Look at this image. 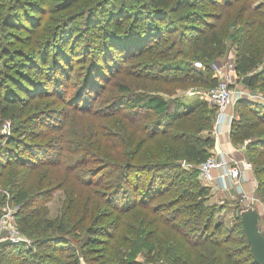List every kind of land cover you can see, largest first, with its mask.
Instances as JSON below:
<instances>
[{
	"label": "trees",
	"instance_id": "16d2710c",
	"mask_svg": "<svg viewBox=\"0 0 264 264\" xmlns=\"http://www.w3.org/2000/svg\"><path fill=\"white\" fill-rule=\"evenodd\" d=\"M197 1L216 3V9L208 11L202 6V10H192L191 4ZM237 1L241 2L234 5V0H51L49 7L56 8V12L80 3L89 8L84 7L80 13L86 25H91L92 35H86L82 52L88 61L85 71L74 77L71 67L65 66L64 49L76 33L70 14L55 17L49 28L50 24H44L43 19L29 14H46L41 3L1 0L0 43L6 42V36L19 39L6 30L19 24L26 28L28 34L23 39L31 48L24 52L0 46V59H4L0 72V126L16 114L18 100L23 99L24 93L38 99L42 94L60 100L63 110L52 108L48 110L53 112L50 116L61 114L66 118L73 108L90 113L99 123L88 131L52 137L50 147L9 138L8 144L2 145L6 152L11 150L10 145L25 144L28 149H37H29L30 156L20 158L13 153L8 158L35 169L44 162L59 164L61 160H70L73 162L66 166L72 169L86 162L94 167L87 172L88 177H74L83 184L96 183L98 173H105L103 194H66L69 200L65 197L59 216L53 219L39 213L40 208L35 207L22 183L15 180L13 188L6 186L11 196L8 202L17 207L19 228L33 244L28 248L22 244L3 246L2 262L80 264L81 257L91 264H137L136 256L147 249L155 253L154 259L161 264H255L239 217L246 206L237 203L236 224L225 231L215 220L225 206L209 204V188L198 179V166L210 156L214 144L210 135L201 134L212 129L215 111L197 96L194 100L189 96L168 100L158 94H137L127 83L119 84L120 95L102 96L104 85L119 73L123 78L135 76L179 85L191 82L203 90L215 87L218 81L210 65L218 63L229 51L227 43L233 47L235 72L242 79L252 75L249 89L264 90V10L260 4L253 6L256 0ZM28 4L31 6L25 10ZM19 9H23L20 14ZM54 44L63 53V61L48 71L45 68L46 81L41 80L38 73L29 71L42 72L35 58L46 62ZM9 55L18 58L12 66L5 61ZM188 58L192 60L186 61ZM195 60L203 67H194ZM67 61H73V57L68 56ZM23 67L29 71L20 76ZM73 77L78 88L67 96L60 85ZM10 83L14 85L13 92L6 86ZM236 102L240 111L233 118L230 135L241 145L246 141L244 152L255 167L257 191L264 202V106L245 98ZM72 135L78 140L69 138ZM152 139L169 140L170 144L159 152L151 150L152 154L144 148L147 140ZM3 140L0 137V143ZM34 160L39 163L34 164ZM184 163L190 168L186 169ZM49 196L48 192L42 193L37 199ZM3 203L0 199V206ZM73 229L74 239L82 232V241L80 238L74 242L68 237ZM70 242L79 247L67 257L61 255Z\"/></svg>",
	"mask_w": 264,
	"mask_h": 264
},
{
	"label": "rangeland",
	"instance_id": "374dc122",
	"mask_svg": "<svg viewBox=\"0 0 264 264\" xmlns=\"http://www.w3.org/2000/svg\"><path fill=\"white\" fill-rule=\"evenodd\" d=\"M33 0H29L31 2ZM51 0H35L37 3H41L42 8L47 10V13L42 15L36 11H29L32 16H37L36 18L43 19L44 24H50L49 28L54 25L53 22H55V17H63L65 18L66 15L70 14L69 17L73 19L72 27L75 29V34L72 38L69 39V44L65 47L66 51V68L71 67L72 74L75 77L77 73H83L85 71V67L88 61V58H85L83 52L84 42L86 35H92L90 33L91 25H86V21H83L84 16H80L81 11L89 9L86 7V5L80 3L74 8L67 9L64 12L58 11L56 12V8L49 7V2ZM1 2V0H0ZM85 2V1H84ZM241 1L234 0V5L239 4ZM261 5L262 9L264 10V0H256L253 6ZM48 5V7H47ZM216 3H205V1H197L194 4H191L192 10L198 9L202 10L200 7H204L208 11H213L216 9ZM218 5V3H217ZM31 5L24 6L25 10L27 8H30ZM21 10L19 9V14L21 13ZM53 18V19H52ZM189 24V23H187ZM190 24H198L196 23H190ZM26 25L30 26L29 23H26ZM22 26V25H21ZM19 24H15L13 26L7 27L6 30H9L10 36H16L17 38H12L9 36L5 43H0V46H6L7 48H17L20 50H24V52H28L31 48V44H27V41L23 39V36H26L28 34L26 28H22ZM30 28L33 29V27L30 26ZM31 30V29H30ZM192 34V33H191ZM44 35V34H43ZM21 40V41H20ZM72 40V41H71ZM230 43H227V53L224 54L220 60L218 61L219 64L223 65L230 60L231 56L234 55V52L232 51L233 47L229 46ZM187 48H190L189 45H186ZM63 50V51H64ZM49 55L47 58V61L44 63H41L42 61L39 58H35L38 60V64L43 68L42 72H39L38 70H32L29 71L25 67L20 70L23 72H19L20 76H24L27 72H35L38 73V76L41 80L44 79V69L48 71V68H51L52 66L56 67L57 63H60L63 61L61 54V50L59 49L58 45H55L50 47L49 49ZM64 51V52H65ZM68 56L73 57V61L68 62ZM6 57V56H5ZM8 59L5 60L7 64H10L9 66L13 65V61L18 60L17 57H13L11 55L7 56ZM83 59H87L83 61ZM186 61L190 62L192 59L188 58L185 59ZM2 61L4 59H0V72L3 70ZM195 60L194 62H196ZM217 64V63H216ZM146 66V65H145ZM213 64L210 65V68L212 69L213 76L215 77L214 69L212 68ZM203 67V65H202ZM201 67V68H202ZM136 68V67H134ZM132 68L131 70H134ZM124 67H122L123 72ZM11 73V72H10ZM57 72L56 74H58ZM74 77L71 80H65L62 81L61 87L63 88L65 94L67 96H71L72 93L77 90L78 85L74 84ZM216 78V77H215ZM241 78V77H240ZM61 80V79H59ZM46 81V80H45ZM44 81V82H45ZM147 81V82H145ZM217 81L218 78H217ZM151 82V83H149ZM125 84L127 83L129 86H132L135 93H142L146 92L147 94H158L161 95L164 99H174L176 97H188L191 99H197L196 96L199 99H202L210 109H213L215 111L216 115V109L214 106L210 105L208 101L206 100V97L202 94L203 90L199 88L198 84H193L191 82H185L184 84H174V82L171 83H165V82H157L152 80H146L143 78H136L135 76H128L126 78L121 77V74H115L111 78V80L106 83L105 88L102 92V96L107 94V96L115 97L117 95L121 94L120 86L119 84ZM218 83V82H217ZM237 86L244 84H241L239 81L236 82ZM12 92H13V83L7 84ZM16 86V85H15ZM246 90L250 92L251 94H258L260 97H264V90L261 88L257 89H249L247 86ZM17 88V87H15ZM208 90V89H207ZM23 99L18 100L19 108L18 111H16V114H12L11 120H7L3 123L2 126H0V137L5 138L0 143V160H2V167H0V199L4 201V203L0 206V215L3 214L5 210L10 208L12 211L16 212L17 208L12 202H8V199H11L10 193L7 191V187L13 188V182H20L23 184V186H26L28 189V193L33 199V202L36 203L35 207L40 208L39 213L43 214L45 217L48 218H56L59 216L63 202L65 200V197H67L66 194H78L80 197H85L88 194H103L105 188L103 187V183H105V173L104 170L99 172L98 175L95 177L96 183L91 184H83L81 180H78L77 178H74L76 175L82 176L84 178H87V172L94 167L90 164L83 163L82 166L75 167L74 169L69 168L66 166L67 164H71L73 161H63L61 160L59 164L57 163H39L38 160H34V164H38V168L34 167H24L23 165H20L19 163L10 160L8 158V155L13 156V153L17 155V157L23 158L24 156H30V150H35L37 148L30 147L29 149L26 147L25 144L18 146L10 145L11 150L9 152H6L2 147L4 144H8L6 142L7 139L11 138H17L20 139V142L23 141L24 143H29L33 145H40L39 147H50L51 145V138H58L60 134H63V137H66L67 133H74L79 132L80 130L88 131L89 128H91L93 125L99 124L98 121L93 117V115H90V113H83L78 110H75L71 108L69 112V116L66 118H63L61 114L56 116H50L49 114H53V112H48V110L52 108H58L57 111L61 112L63 109H61L62 103L60 100H52L54 97H50L47 95H42L41 98L34 97V94L28 95L27 93H24ZM9 98H12L13 95ZM100 100V98H98ZM249 101H252L254 104H261V101H255L252 99H247ZM231 104V103H230ZM264 106V105H263ZM96 108V107H95ZM252 109V108H251ZM229 110H231L232 114L235 118L239 115V106L237 105L236 101H233L232 104L229 107ZM35 117L34 119H32ZM32 119V120H30ZM30 120V121H28ZM214 120L212 123V129L209 131V129H205L203 133L201 134L203 137H206L207 135H210L211 138L215 141L219 139V137L223 134V137H227L226 143L224 141V147L226 144L233 147L230 151H217L212 152V149L214 148V144L209 150L210 156L218 157L220 154L228 153L232 157L239 159L244 162L245 169L244 172H246V177L243 175L239 178L240 182L238 185H233L231 182L227 181L226 186H217L216 184H205L202 182L203 185H208V194H211V197L208 198L207 202L209 204H220L224 205L225 209L220 212L218 215H216L215 220L216 222L221 223L224 226V230L228 231L231 230L235 226L236 221V205L237 203L242 205H245L243 202H241V198L244 194H246L249 198L254 197V206L257 208L259 212V219H258V226L259 229L264 233V202L261 198V194H258L257 191V178L255 175V167L253 163H251V160L249 159L248 155L245 154L244 149L241 148V143H238L237 141L232 140V136L230 135V130L228 132L224 131L222 134H219L218 136L215 135L214 130ZM72 135L69 138L73 140H78V138H74ZM62 137V138H63ZM158 139V138H156ZM152 139L147 140V142L144 145V148L149 149L150 151L153 149H156L157 152L161 151L163 149L164 145H169L170 141L165 139ZM222 142V141H221ZM32 145V146H33ZM26 147V148H25ZM2 149V150H1ZM152 154L154 151H151ZM76 156H79L76 154ZM49 163V164H48ZM183 166L188 169L190 168V165H187L186 163L183 164ZM61 169V170H60ZM55 170V171H53ZM247 175L252 176V181L250 183V186L245 187V183L247 181ZM89 178H91L89 176ZM50 182V183H48ZM27 183V184H26ZM215 185V187H214ZM7 186V187H6ZM210 186V187H209ZM50 194L49 197L45 198L44 200L37 199L39 194L47 193ZM255 195V196H254ZM67 200H69V197H67ZM44 210V211H43ZM13 221L19 230L21 234L22 231L20 230V224L17 221V217L14 216ZM55 233V232H54ZM53 233V234H54ZM74 229L69 234L68 237H70L74 242H78L81 238V241L83 239L82 232L80 235H78V239H74ZM130 235V234H128ZM23 236H25L23 234ZM121 236V235H120ZM133 236V234H131ZM26 237V236H25ZM238 236L235 235V238ZM29 240V246H32V239L29 237H26ZM119 239V238H118ZM67 247H63L64 250L61 255H65L66 257L71 253L70 251H74L79 247L78 244L74 247V243L70 242ZM27 247V248H28ZM38 252V250H36ZM244 252V251H243ZM242 252V253H243ZM125 253L127 254V249H125ZM41 254L42 251H41ZM245 254V253H243ZM155 253L153 251H148L147 249L142 250L137 256H136V263L137 264H161L162 261H156L154 259ZM79 263L80 264H91L90 262L84 260L83 258L79 257ZM0 264H13V261L8 262H2L0 259ZM95 264V263H93Z\"/></svg>",
	"mask_w": 264,
	"mask_h": 264
},
{
	"label": "built area",
	"instance_id": "2783aa9c",
	"mask_svg": "<svg viewBox=\"0 0 264 264\" xmlns=\"http://www.w3.org/2000/svg\"><path fill=\"white\" fill-rule=\"evenodd\" d=\"M193 65L196 68L202 67L201 62L198 61L193 62ZM212 68L214 69L215 77L218 78L219 81L215 87L203 91L202 94L206 97L208 103L216 109L214 130L215 135L218 136L224 131L228 132L230 130L234 115L231 110H229V107L233 101L245 98L258 102L261 101L260 103L264 105V97H260L258 94H251L246 90L245 86H237V81L241 84L243 83L242 78H240L234 70L233 56H231L226 64L221 65L215 63ZM245 143L246 141L241 145L242 149H244ZM198 170V179L209 185L213 183L217 186L223 185L225 187L227 181L231 182L233 185H238L240 182L239 178L243 175L246 177L244 162L232 157L228 153L220 154L218 157H207V159L198 166ZM241 202L245 204L244 206L254 205V197L252 199L244 194L241 198ZM14 216H16V212L12 211L10 208L0 215V242L8 240L10 244H22L28 247L30 242L17 229L13 221V218L15 219Z\"/></svg>",
	"mask_w": 264,
	"mask_h": 264
},
{
	"label": "water",
	"instance_id": "95a60500",
	"mask_svg": "<svg viewBox=\"0 0 264 264\" xmlns=\"http://www.w3.org/2000/svg\"><path fill=\"white\" fill-rule=\"evenodd\" d=\"M252 75L242 79L245 86H249ZM243 232L249 245L250 253L255 264H264V234L258 226L259 212L254 205H248L239 212ZM10 244L8 240L0 242V248Z\"/></svg>",
	"mask_w": 264,
	"mask_h": 264
},
{
	"label": "crops",
	"instance_id": "0c3cea01",
	"mask_svg": "<svg viewBox=\"0 0 264 264\" xmlns=\"http://www.w3.org/2000/svg\"><path fill=\"white\" fill-rule=\"evenodd\" d=\"M226 140H227V137H223V134L219 137V139H217L216 141H215V144H214V148L212 149V152H217V151H226V152H228V151H230L231 149H233V147H231V146H229L228 144H226L225 145V147H224V141H225V143H226ZM222 141V142H221ZM247 181H246V183H245V187H248V186H250V183L252 182V176H248L247 175Z\"/></svg>",
	"mask_w": 264,
	"mask_h": 264
}]
</instances>
